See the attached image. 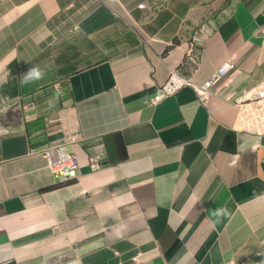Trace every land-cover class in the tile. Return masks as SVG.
I'll list each match as a JSON object with an SVG mask.
<instances>
[{"label": "crops", "instance_id": "1", "mask_svg": "<svg viewBox=\"0 0 264 264\" xmlns=\"http://www.w3.org/2000/svg\"><path fill=\"white\" fill-rule=\"evenodd\" d=\"M192 43L231 76L153 103ZM263 79L264 0H0V264H264V133L226 99Z\"/></svg>", "mask_w": 264, "mask_h": 264}, {"label": "built area", "instance_id": "2", "mask_svg": "<svg viewBox=\"0 0 264 264\" xmlns=\"http://www.w3.org/2000/svg\"><path fill=\"white\" fill-rule=\"evenodd\" d=\"M167 0H160L161 3ZM195 43H192L185 54L183 65L186 72L178 69H170L168 78L163 85L160 86L157 95L152 102L175 94L185 86L194 89L200 103L206 104L210 96L213 94L212 87L220 82L226 76H231L233 58H229L221 64L211 76L201 84H196L191 74L195 73L198 67V58L195 55ZM226 99L235 104H253L250 109L249 126L255 128L258 132L264 133V79L253 89L237 97L227 96ZM244 121V117H240V122ZM41 156L45 159L47 168L54 177V180L60 182H68L80 176V170L77 164V158L74 152L69 151L65 146H49L41 152ZM90 170L96 171L101 165L95 158L90 160ZM229 264H233L229 263Z\"/></svg>", "mask_w": 264, "mask_h": 264}, {"label": "clouds", "instance_id": "3", "mask_svg": "<svg viewBox=\"0 0 264 264\" xmlns=\"http://www.w3.org/2000/svg\"><path fill=\"white\" fill-rule=\"evenodd\" d=\"M46 75H47L46 70L36 66H32L23 75V78L20 81V86L24 87L42 81ZM4 82L6 81L0 80V83H4ZM53 106L54 104L51 101H49V107H53ZM212 214L216 217V222L218 223L220 222L221 219L228 217L230 215V212L227 209V207H220V208H216V210L213 211Z\"/></svg>", "mask_w": 264, "mask_h": 264}]
</instances>
